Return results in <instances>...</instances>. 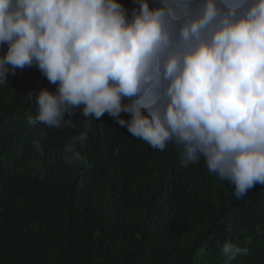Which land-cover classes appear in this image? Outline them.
<instances>
[{
    "label": "clouds",
    "instance_id": "1",
    "mask_svg": "<svg viewBox=\"0 0 264 264\" xmlns=\"http://www.w3.org/2000/svg\"><path fill=\"white\" fill-rule=\"evenodd\" d=\"M2 45L0 82L35 65L55 85L28 92L30 125L107 113L154 149L182 147L185 164L203 157L237 199L264 186V0H0ZM86 140L63 150L78 161ZM246 251L225 241L224 264Z\"/></svg>",
    "mask_w": 264,
    "mask_h": 264
},
{
    "label": "trees",
    "instance_id": "2",
    "mask_svg": "<svg viewBox=\"0 0 264 264\" xmlns=\"http://www.w3.org/2000/svg\"><path fill=\"white\" fill-rule=\"evenodd\" d=\"M40 88L55 85L35 65L0 82V264H224L225 241L247 250L231 264H264V186L237 199L203 157L185 164L182 147L154 149L107 113L30 125ZM80 132L77 161L63 149Z\"/></svg>",
    "mask_w": 264,
    "mask_h": 264
}]
</instances>
